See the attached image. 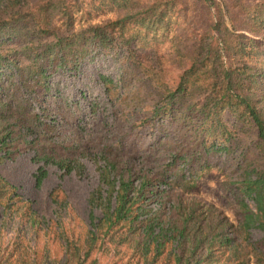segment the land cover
<instances>
[{
	"label": "trees",
	"instance_id": "trees-1",
	"mask_svg": "<svg viewBox=\"0 0 264 264\" xmlns=\"http://www.w3.org/2000/svg\"><path fill=\"white\" fill-rule=\"evenodd\" d=\"M32 1L0 0V153L9 155L27 133L35 135L28 140L34 147L39 100L49 95L50 77L75 74L101 49L116 52L123 63L119 81L100 75L104 90L111 95L119 86L134 85L132 95L111 100L126 101L134 118H142L136 125L155 131L148 145L156 150L150 159L159 162L138 168L145 159L126 138L134 126H121L99 152L101 186L89 198L87 221L74 219L58 188L50 193L54 217L43 215L0 173V264H102L105 256L123 258V247L134 264H238L240 243L232 230L246 231L248 240L253 229L264 233V0ZM96 2L118 16L76 28L78 13ZM161 38L182 63L173 82L165 78L161 54L140 53L151 39ZM166 125L174 135L161 132ZM251 133L259 153L253 158L238 141ZM220 152L235 155L238 226L228 230L198 201L190 207L171 203L164 217L162 206H150L152 200L162 205L171 188H189ZM72 155L54 160L46 149L36 150L37 159L66 173L79 161ZM179 164L184 166L171 171ZM47 175L40 166L38 187Z\"/></svg>",
	"mask_w": 264,
	"mask_h": 264
},
{
	"label": "rangeland",
	"instance_id": "rangeland-1",
	"mask_svg": "<svg viewBox=\"0 0 264 264\" xmlns=\"http://www.w3.org/2000/svg\"><path fill=\"white\" fill-rule=\"evenodd\" d=\"M99 4L96 2L94 4L96 7L87 6L82 13H78L75 21L76 28L88 26L90 23H105L118 16L115 10L100 8ZM190 13L194 16L192 12ZM183 24L186 26L185 22ZM136 43L142 45L144 42ZM155 50L159 55L161 54V60L166 67L165 78L173 82L183 69L179 57L176 56L169 40L162 38L151 39L147 49H142L140 53L145 54ZM93 54L92 59L87 58L81 63L75 74L56 72L50 77L53 85L51 90L47 91L49 95L43 101L39 100V140L35 141L34 147L28 143V140H33L35 135L27 133L26 139L23 138L22 141H16L13 144L9 155L0 153V173L16 185L23 196L34 200L38 211L47 217H54L55 205L50 193L58 188L60 201L68 203L74 219L87 221L90 211L89 198L92 192L101 186L99 168L103 161L99 158V152L106 140L113 138L121 126L127 129L132 124L134 126V130L126 135V138L129 139L130 145L138 144L140 151L137 155L143 157V161L145 159V162L137 165L138 168H148L159 162L150 159V154H154L156 150L148 145L155 131L149 130L148 125H136L140 121L135 122V120L142 118H134L131 113L132 106L126 101L111 100L118 94L132 95L134 85L128 86V89L119 86L109 95L101 82V74H107L116 82L119 81L123 66L121 56L114 51L104 52L101 49L94 51ZM42 92L43 89H39V97ZM45 100L47 101L44 102ZM95 102L99 103L97 107L94 106ZM224 118L231 123L232 118L228 112H225ZM166 131L174 135L172 126H162L161 132ZM255 135L254 133L242 134L243 140H238L241 145L244 143L248 147L250 158L259 154L255 152ZM73 146L78 147V153L71 151ZM42 149L54 154L56 157L54 160L64 158L68 154L78 156V162L84 165L83 173H79L77 161L72 162L76 168L72 173H66L54 162L45 164L36 157V150L40 153ZM234 157L228 158L225 152L213 154L210 158V166L204 168L202 175L192 181L189 188H171L162 199V205L161 200H152L150 206L152 208L162 206L161 214L164 217L170 214L171 203L182 202L190 207L198 201L204 205L206 211L213 213L216 219L222 218L228 230L234 229L242 219L241 210L235 201L236 191H233L236 187L234 180L236 162L232 159ZM40 166L48 170V175L38 187L35 173ZM155 166L159 168L160 165ZM183 166V164L176 165L171 171H176ZM249 203L253 206L252 201ZM232 233L240 243V251L237 253L238 264H264L262 240L264 233L261 230L253 229L249 240L246 231L232 230ZM122 253L125 255L123 258L120 257L121 255L105 256L102 258V264H134V261H128V255L132 252L128 251L127 247H123Z\"/></svg>",
	"mask_w": 264,
	"mask_h": 264
}]
</instances>
